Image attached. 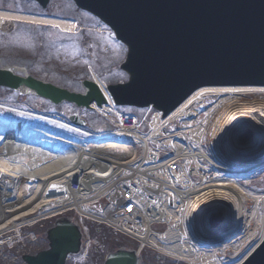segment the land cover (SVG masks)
Returning <instances> with one entry per match:
<instances>
[{"label": "bare ground", "instance_id": "1", "mask_svg": "<svg viewBox=\"0 0 264 264\" xmlns=\"http://www.w3.org/2000/svg\"><path fill=\"white\" fill-rule=\"evenodd\" d=\"M4 22L45 25L65 32H72L77 25L73 19L0 9V23ZM91 74L106 94L102 81L93 72ZM241 93L262 97L264 89L199 88L165 118L157 114L149 135L128 129L120 131L121 121L117 119L110 125L114 130L96 129V134L87 135L92 137L87 144L66 131L0 116V235L16 230L22 224L33 225L58 216L68 206L88 219L102 221V217L112 211L106 210L102 214L86 209L90 195L96 199L105 193L109 196L112 190L117 193L116 190L121 189L119 183L129 182L125 174L127 168L133 166L131 170L137 174V168H140L144 173L147 167L141 165L143 160L151 161L150 171L145 175L158 173L159 181L154 180L157 191L168 195L170 202L166 211L157 216L159 221L169 224L166 233L156 238L147 233L143 235L145 227L142 231L136 230L141 235L138 240L142 247L154 248L188 264H239L261 242L264 234V191L249 189V179L254 174L264 173V102H242ZM204 96L214 97L216 103L206 113H196L188 124L181 125L175 131L176 138H159L167 132L163 123L180 120ZM95 110L103 116H114L110 105ZM188 137H196L199 144L194 146L195 142L191 143ZM160 139L176 151V157L163 161H155L151 155L149 158L146 152L149 142L153 145ZM128 144H140L146 150L141 156L127 147ZM182 157L185 163L197 158L203 167L214 171L215 178H209L195 188L183 183L182 189H175L174 182L182 183L179 159ZM173 164L180 170L172 171ZM120 173H124L123 177L117 178ZM134 175L132 173L130 178ZM140 179L148 180L142 176ZM72 186L78 190L67 194L68 198L71 194L73 197L70 204L53 205L54 200H60V194L54 190L72 189ZM245 195L254 202L248 213L238 211ZM115 201H118L117 197ZM214 213L220 225L212 232L206 226V219ZM118 218L122 219L120 214ZM227 222L231 225L225 227ZM191 241L199 245L197 250L191 246Z\"/></svg>", "mask_w": 264, "mask_h": 264}, {"label": "water", "instance_id": "2", "mask_svg": "<svg viewBox=\"0 0 264 264\" xmlns=\"http://www.w3.org/2000/svg\"><path fill=\"white\" fill-rule=\"evenodd\" d=\"M34 1L45 7L49 0ZM73 2L108 25L127 48L120 66L128 75L127 82L106 87L116 106H152L164 117L203 86L264 87V0ZM81 84L82 92H71L0 67V87L53 105L67 102L80 109H94L107 104L108 97L94 80ZM70 120L85 124L77 116ZM213 215L215 222L206 219L212 232L219 224L218 216ZM45 235L48 249L24 256L25 264H64L69 254L79 252L81 233L71 219H56ZM140 260L133 250L119 248L109 253L103 264H139ZM242 264H264V239Z\"/></svg>", "mask_w": 264, "mask_h": 264}, {"label": "rangeland", "instance_id": "3", "mask_svg": "<svg viewBox=\"0 0 264 264\" xmlns=\"http://www.w3.org/2000/svg\"><path fill=\"white\" fill-rule=\"evenodd\" d=\"M0 9L9 11L23 10L29 13L41 11L33 2H28L26 0H0ZM75 9L76 8L69 0H50L46 10L43 11L58 18L68 15V17L76 19L78 25L83 23L85 25L94 26L95 21L92 16L85 12H78ZM14 26L15 28L11 32H8L7 25H3V28L0 27V67L13 68L18 74H32L38 79L68 88L75 92L82 91L80 82L84 80V77L90 75V69L87 67L85 69L73 68L71 67L72 65L83 67L89 66L106 85L121 82L126 79L124 74L119 70L120 64L125 58L126 50L112 35H98L86 32V36L83 31H80L74 37L58 34L55 30L50 31L30 25L15 23ZM76 37L78 38L76 39ZM93 43L94 46H92ZM18 97L20 98L16 93L0 88V99H16L18 102ZM241 98L242 102L245 100H248L249 103H252V101L264 102L263 95L262 97L246 96ZM216 100L217 99L215 98L209 99L201 107H197L198 111H193H196L199 114L206 113L207 110L216 103ZM25 103H29L34 106V108L42 109L44 111H58L65 116H68L73 112V109L66 105L62 107L59 106L54 110L50 104L33 96H28L25 99ZM122 110L126 112L131 111L129 108H123ZM138 111L139 110H134L132 113L136 114L139 118L145 116V111ZM78 114L87 121H90L88 124L90 127L96 126L99 131L114 130V127L109 126V123H107L103 117L95 111L78 110ZM151 114L152 111L146 118V124H143L141 127V130L144 133H148L149 128L151 127ZM7 115L9 114L0 111V116L6 117ZM9 116L13 117L12 115ZM195 116L196 114L189 116L187 122ZM14 117L17 120L25 119L21 116ZM91 121H93V123ZM177 127H180V125H175V129ZM172 135H174V133ZM211 139L212 138L209 140L212 141ZM197 140L198 139L195 138L192 143L195 142L197 144ZM162 143L164 142H159V144ZM207 148H210L209 143L207 144ZM154 153L156 154V152ZM249 183V189H251L252 192L264 191V173L261 172L260 174H254L249 179ZM214 216L215 215L210 214L207 218H209L210 221L215 222L216 217ZM48 221L49 220H45L31 228L22 229L20 236L18 233L12 232L14 237H19L16 239V241H18L17 244H19L12 249L14 254L11 256L0 255V264H14L23 254L28 252L33 253L37 248H46L42 225L45 226ZM163 228L164 227L160 225L154 227L158 232L162 231ZM211 229H213L212 226ZM106 230L109 231L107 228ZM12 233H10V235H12ZM112 236L113 238L106 241L104 244H101L98 241V260H95L93 257L85 264H101L105 255L117 248L118 245L126 244L129 247L135 245V243L120 236L118 233H114ZM140 264L176 263L170 259L162 258L160 254L146 248L143 252Z\"/></svg>", "mask_w": 264, "mask_h": 264}, {"label": "built area", "instance_id": "4", "mask_svg": "<svg viewBox=\"0 0 264 264\" xmlns=\"http://www.w3.org/2000/svg\"><path fill=\"white\" fill-rule=\"evenodd\" d=\"M125 127H129L132 123L131 119L125 118L122 120ZM121 189L116 190V197L118 198L117 206L118 209H121L124 205V209H126L128 213H131L133 216H139L141 212H143L146 216L152 215V200L149 198L141 199L138 194V187L135 184H132L130 181L122 183L119 185ZM71 190H78V187L72 186ZM148 190V189H146ZM145 193H149V191H144ZM118 214H122L121 211ZM122 219L125 218L124 215L120 216Z\"/></svg>", "mask_w": 264, "mask_h": 264}, {"label": "trees", "instance_id": "5", "mask_svg": "<svg viewBox=\"0 0 264 264\" xmlns=\"http://www.w3.org/2000/svg\"><path fill=\"white\" fill-rule=\"evenodd\" d=\"M90 230L94 234V236L97 237L103 244L106 241H109L112 239L111 237L112 234L102 228H97V227L94 228L92 227V225H90Z\"/></svg>", "mask_w": 264, "mask_h": 264}]
</instances>
